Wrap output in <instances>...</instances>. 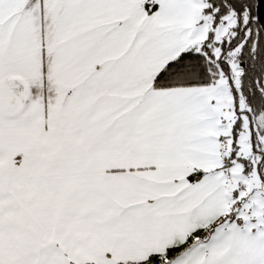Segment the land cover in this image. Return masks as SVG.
Returning <instances> with one entry per match:
<instances>
[{
	"label": "snow or ice",
	"instance_id": "snow-or-ice-1",
	"mask_svg": "<svg viewBox=\"0 0 264 264\" xmlns=\"http://www.w3.org/2000/svg\"><path fill=\"white\" fill-rule=\"evenodd\" d=\"M0 264H264V0H0Z\"/></svg>",
	"mask_w": 264,
	"mask_h": 264
}]
</instances>
